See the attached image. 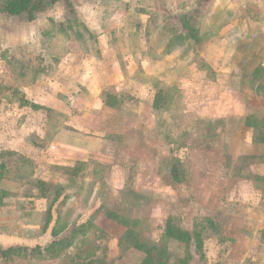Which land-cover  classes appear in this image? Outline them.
Here are the masks:
<instances>
[{
    "label": "rangeland",
    "instance_id": "obj_1",
    "mask_svg": "<svg viewBox=\"0 0 264 264\" xmlns=\"http://www.w3.org/2000/svg\"><path fill=\"white\" fill-rule=\"evenodd\" d=\"M228 2L0 12V248L38 247L0 264H264V38L256 20L220 35L239 24ZM64 121L87 125L83 151L64 147ZM39 180L45 199L29 197Z\"/></svg>",
    "mask_w": 264,
    "mask_h": 264
},
{
    "label": "trees",
    "instance_id": "obj_2",
    "mask_svg": "<svg viewBox=\"0 0 264 264\" xmlns=\"http://www.w3.org/2000/svg\"><path fill=\"white\" fill-rule=\"evenodd\" d=\"M44 0H8L3 5L0 6V12H4L8 15H19L23 12L27 13L29 18L32 17L33 13L39 10L43 5ZM113 87H106L102 90L101 93V101H102V107L107 110H112L117 107V105L120 103V98L118 97V94H116L113 90ZM32 107H36L35 105H32ZM70 128V127H69ZM71 129V128H70ZM82 162H75L72 165H64L60 164V168L63 169V171L66 172L68 175H74L78 172L79 167L77 164H80ZM1 175V172H0ZM37 185L39 186L41 193L38 191L29 197H33L34 199H45L48 196V193L50 192V189L52 187V183L49 181H42L39 180L36 182V186H34V189H37ZM9 195V192L3 189H0V205L4 203L3 198ZM57 197V195H56ZM55 197V198H56ZM48 213L49 217V208L45 210ZM86 226V223H84L83 227ZM45 227V226H44ZM44 227L42 229L44 230ZM53 236H57L56 229L52 230ZM57 243L55 241L52 242L47 247V251L52 256L54 253V249ZM38 253V247H33L32 249H28L27 247H8V248H0V255L4 256L5 258H8L9 256H26L28 254H36ZM56 254V253H55ZM53 257V256H52Z\"/></svg>",
    "mask_w": 264,
    "mask_h": 264
},
{
    "label": "crops",
    "instance_id": "obj_3",
    "mask_svg": "<svg viewBox=\"0 0 264 264\" xmlns=\"http://www.w3.org/2000/svg\"><path fill=\"white\" fill-rule=\"evenodd\" d=\"M219 1H220L221 5L220 6L216 5V10L215 11L213 10V13L215 12V14H216L217 12H219V10H222L224 8L225 4L223 2H225V1L234 2V3H231L232 6L228 4L227 8L230 10V15H233V16L236 15L239 19V24L237 23L236 26L229 24V22L222 25L220 27V35L223 36L224 34H226V38L231 39V37L234 35L233 33L237 31L238 35L241 36L242 32H243V30H245L246 26L251 27L252 22L256 20L255 27H258L257 33H258V35L263 36V38H264V0H240L239 2L243 3V6L245 4H247V6H251V8H252V10L249 12V15L244 14L245 12H243L244 15H241L238 12V14H240V16L238 14H236V12L239 11V9H240L239 8L240 3L238 2V0H219ZM233 12H235V13H233ZM213 16H214V14L211 17H213ZM240 17H242V18H240ZM209 20H210V18H209ZM241 22H243V24H241ZM256 23H258V26H256ZM94 70L95 71L93 73V76L97 77L101 83H103L104 80H106L107 83H105V85L104 84L103 85L107 86L109 84L108 80L111 78V76L108 74V71H104L103 69L101 70V68L99 66H97V68H95ZM84 120H87V119H84ZM71 126H72V128L70 129L68 126V123H66V121L63 122V125H62L63 129H65L67 131V133L68 132L72 133V135L68 134V136H67V137L72 136L71 140H69L68 138L64 139L65 142H67V143H65L64 147L68 148L71 151H76V150L77 151H83L86 148L84 146V141L83 142L80 141L77 137L84 134L83 131L86 130L87 125L84 124V122H83V124H81L80 128L77 127V125L75 126L74 124L73 125L71 124ZM67 133H66V135H67ZM57 139L60 140L59 137H57ZM60 141H63V140H60ZM75 162H76V160H72L70 162H68V161L60 162L59 164L72 165Z\"/></svg>",
    "mask_w": 264,
    "mask_h": 264
}]
</instances>
